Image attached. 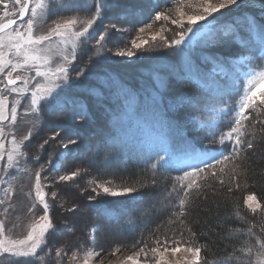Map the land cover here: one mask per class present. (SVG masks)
<instances>
[{
	"label": "snow or ice",
	"instance_id": "snow-or-ice-1",
	"mask_svg": "<svg viewBox=\"0 0 264 264\" xmlns=\"http://www.w3.org/2000/svg\"><path fill=\"white\" fill-rule=\"evenodd\" d=\"M117 3L118 0H0V161H5L0 169L3 173L0 175V185H6L0 205L6 203L5 198L11 200L14 192L13 182L19 179V174L31 173V169L26 166L28 153L25 149L30 146L33 129L37 128L36 121H39L42 112L50 115L55 113L70 121L80 120L86 123L89 112L86 105L80 102V93L76 91L82 87L87 89V96L96 98H101L105 89L111 91L117 88L118 99L124 101L122 113H112L111 132L104 136L102 149L98 145L93 153L92 146L84 140L75 125L71 130L61 129L57 125L58 130L53 131L52 135L39 145V149L43 151L50 140L57 141L59 138L61 149L49 155L47 161L41 163L34 173L35 199L42 207L43 214L36 215L33 211L36 204L28 209L33 218L27 225L23 238H13L9 234L12 229H6L5 219H0V264H49V261L62 264L66 258L69 259V264H72L77 260L75 251L68 258L63 248L57 249L54 256L52 250L48 249V237L55 233L57 228L50 216V203L45 191L49 182L52 185L75 182L77 177L87 172V168L76 164V157L93 153L90 159L94 163L103 150L105 166L120 155L138 156L144 159L153 176L172 171L182 173L172 178L173 183L169 191V196L179 198V210L173 213L177 219L185 215V206L189 203L192 191H199L204 186L202 182L207 181L209 177H222L229 165L232 166L233 175L227 191L233 190V182L239 187L238 165L235 161L245 147L253 148L252 140L246 139L245 122L251 112L264 111V20H257L243 9L259 7L261 13H264V0H175V18L169 15L170 9L158 10L159 0H145L140 6L133 5L122 12V18L128 19L142 16L146 10L148 13H154V22L166 21L175 25L171 38L160 37L163 47L172 49L173 54L183 63V76H180V73L170 75L179 77L182 82L196 85V91L192 94L171 91L174 99H167L166 102V94L170 92L169 81L161 76V70H155L156 84L145 104V111L150 115L152 123L148 129L143 130L142 135L136 137L125 131V117L128 109L132 107L131 94L123 91L122 86L107 74H101L105 76L103 81H90L93 72L89 66L99 67L110 55L132 58L137 51L154 50L144 48L149 41L142 35L145 28L152 27L151 23H145L143 27L138 28L137 37L131 40L130 48H120L113 53L112 49L107 47V41L112 38L113 31H128L115 23L104 24L108 13ZM79 11L89 14L83 17L63 15L64 12ZM222 17L231 18L222 20ZM49 21L50 26L46 31H42ZM100 28H103L102 32L99 31ZM157 35L159 33L151 36L153 42L156 41ZM209 37H214L213 44H238L239 50L226 56L201 57L203 63L211 64L210 70L205 71L192 58V53L198 47L210 46ZM54 39H58L63 45L58 52L59 62L55 65L52 57L45 55L46 52H51V48L45 46L50 45ZM93 40L95 44L89 48L88 45ZM82 51H90L92 55L88 65L77 69L75 62ZM31 71L35 72L34 76L26 74ZM37 77L40 79L37 80ZM12 94H15V97L9 107V95ZM21 97L28 101L23 116L33 117V120L26 121L31 124L27 133L17 137L15 126ZM235 97L238 99L234 100ZM184 106L200 114H211L210 120H201L198 115L188 113L185 121L203 131L209 144L220 147H198L197 143L182 134L180 140H172L169 133L173 122L168 113ZM225 123L228 125L226 131L223 130ZM61 130L65 133L63 136ZM7 144L11 145L10 149L6 148ZM229 146L231 151L226 152L224 149ZM81 147L85 149L83 153L79 151ZM69 158L73 165L72 170L60 174L65 160ZM21 159H24L25 166H21ZM39 160L40 156H35L34 162ZM9 169H15L18 175L10 176ZM48 169L55 175L51 178L45 175L42 180L41 173ZM6 176H10V179H5ZM220 183L224 184L223 179H220ZM89 184L90 191L85 188L83 192L87 193L89 202L97 201V205L90 206L104 215H110L107 208L98 206L105 202L104 198L125 197L135 201L137 197L130 194L137 193L138 198L142 200L144 194L140 189L149 187L143 178L138 179L133 186L119 188L112 187L110 180L102 183L91 180ZM156 184L157 181L152 179L151 185ZM57 195L56 191H52V200H55ZM255 199L254 195H249L244 203L253 214L264 212V206L259 203L253 206L249 203ZM77 208L78 205L74 204L68 211L75 212ZM3 211L7 213V207ZM236 215L240 216L239 211ZM180 222L183 223L182 220ZM15 227L17 225L14 224L13 228ZM64 228L69 232L73 230L72 226L67 224ZM96 231V228L91 229L93 241ZM246 231L249 236L254 235L252 228ZM261 231H264V228ZM192 236H195V233H192ZM138 243L143 246L129 255L122 264H127L128 261H131V264H170L165 258V253L171 250L175 255L181 251L180 241H173L159 234H156L153 240L156 246H150L147 241ZM173 244L176 246H172ZM183 251L189 253L190 258L185 256L175 264H201V247L189 245L183 248ZM240 251L243 257L229 255L224 258L223 264L244 258H247L248 264H264V239L257 237L254 245L245 241ZM101 254V251L87 250L83 264H90L92 259L101 257Z\"/></svg>",
	"mask_w": 264,
	"mask_h": 264
},
{
	"label": "rangeland",
	"instance_id": "rangeland-1",
	"mask_svg": "<svg viewBox=\"0 0 264 264\" xmlns=\"http://www.w3.org/2000/svg\"><path fill=\"white\" fill-rule=\"evenodd\" d=\"M90 2V0H89ZM145 0H118L117 6L114 7L109 13H108V19L104 21L105 25L115 23L118 27L128 29L126 32L118 33L113 31L112 38L107 41V47L112 49V52L114 53L120 48L131 47V40L133 38L137 37L138 34V28L143 27L145 23H151V28H145V32L142 34L144 39H147L149 43L147 45H144V48H152L154 50L152 51H137L136 55L132 58L127 57H117L115 55H110V58L107 60H103L100 63L99 67H96L95 65H90L89 67L92 69L93 75L90 77V81L96 83L97 81H103L105 79L104 75L101 74H107L108 77H110L113 81H116L118 85H121L123 88V91L129 92L132 96V107L128 109V114L125 117L126 126L125 131L129 133V135L136 137L140 136L143 133V130L148 129L151 126V117L147 114L144 115V117H139L135 112L138 110L137 106V96L136 94L128 89V86L123 81L119 80L121 78L126 77H137L142 76L139 80V83H142V95H138V103L139 107L143 110L145 109L146 101L148 100L149 93L152 92L153 87L150 84V79L152 81L155 77V70H161L160 74L162 77L166 78L167 80L172 76L170 73H180V76H183V63L182 61L176 57L173 54L172 49H168L163 47L162 41L160 39L161 36H165L168 38H171L173 35V30H175V25H171L170 22L166 21H159L154 22V13H148L146 10L144 11V14L142 16H134L129 17L128 19L122 18V12L125 11L127 8L136 5L140 6L143 4ZM174 2L175 0H159V9L158 10H171L169 12V15H171L173 18L176 17V13L174 10ZM244 12L248 13L250 16H255L256 18H259L260 16L257 14V11L261 10L259 7H250L243 9ZM89 13L85 11H79V12H64L63 15L71 16V15H80V16H86ZM148 15V16H147ZM235 15V13L233 14ZM152 18H149V17ZM231 17H222V20L230 19ZM263 20V19H262ZM139 21V22H137ZM19 23V22H18ZM50 26V21L48 25H45L42 31H46L47 27ZM164 29H171L168 31H165ZM100 32L103 31V28L99 29ZM157 35V39L155 42L151 40V36ZM242 35H245L242 33ZM98 38V35H97ZM209 45L208 47H198L196 50L192 53V58L196 61V63L205 71L210 70L211 64L203 63L201 60V57L203 56H226L229 55L235 51L239 50V45L235 43H227V44H213L212 41L214 40V37H209ZM95 44V41L93 40L88 47L91 48ZM45 47L51 48V52H46L45 55H50L53 59V65L55 63L59 62V55L58 52L60 48L63 47V45L60 44V41L58 39H54L50 45H46ZM92 55V52L90 51H82L81 54L78 56L77 61L75 62V66L77 69L84 68L86 65H88L89 57ZM171 62V64H170ZM257 63H260L257 61ZM171 65H174L175 67H172ZM29 76H34L35 72L31 71L26 73ZM75 75V73H73ZM37 80L40 78L37 77ZM35 81H33L34 83ZM156 82V81H155ZM20 82H18L19 84ZM82 89H76L77 92L81 91ZM176 93H182V94H192L196 91V85L195 83H180L177 85ZM106 93L109 95L110 91L105 89ZM117 91L119 89L113 88L111 90L112 94L109 96H115ZM15 97V94L9 95V107H11V104L13 102V99ZM21 99V107L18 108V119L17 124L15 126V132L17 137H20L22 135H25L27 133V130L29 127H31L30 123H27L26 121H32L33 117H24V109L27 106L28 101L24 98ZM167 99H174L173 96L166 97ZM238 99V97L233 98ZM82 103V102H81ZM124 101L121 99V102L118 103L120 107H123ZM117 105V107H118ZM113 111V108L111 109ZM191 113L193 115H198L201 120L211 119V114L208 112H205L203 114L194 112L191 108L184 106L181 108H178L175 112L168 113L169 119L171 118L173 123V128L171 132L169 133L170 137L173 141L180 140L181 134L185 137H187L189 140H193L195 143H197L198 147L203 148H218L219 145H211L207 142V139L205 138V134L203 131H201L198 127H194L192 124L186 123L185 116L186 114ZM50 117V124H47L49 122ZM63 118H66L61 115H57L55 113L48 114L47 112H42L39 121H36L37 128L33 129V137L30 141L29 148L25 149V151L28 153V160H27V167L31 169L30 174H19V179L17 181H14V192L12 195L11 200H6V203L4 205H0V219H5L6 222V229H12L10 235L13 236V238H23V235L26 234L27 225L32 220V215L29 213L28 209L33 205L36 204V208L33 210L36 215H42V207L39 205V203L35 199V192L33 189L34 184V173L35 170L39 168L41 163H45L49 157V155L54 154L61 149L59 148V143L57 141H49L48 145H45V148L43 151L39 149V145L43 143L45 139H48L53 131L56 129H52L51 125L57 121L61 120ZM260 119H264V117H260ZM107 120V119H106ZM227 120V118H225ZM54 121V122H53ZM112 119L110 121L105 122L106 127V133L109 134L111 132V124ZM261 123V122H260ZM262 126H264V123H261ZM227 126V127H226ZM224 130L226 131L228 128V125L226 124ZM48 132H46V130ZM51 129V130H50ZM10 139V137H9ZM98 139L96 140V142ZM94 147H97L94 146ZM7 149L11 148L10 144L6 145ZM259 150H264L261 148H258ZM39 155L40 160L39 162H34L35 156ZM122 156V155H121ZM124 157V155H123ZM104 158V154L101 157ZM69 160H65L64 167L61 168L60 174H63L65 171H70L73 168V165L70 163ZM6 160V157H5ZM53 160H55V156L53 155ZM5 161H0V169L3 168V164ZM21 166H25L24 159H21L20 161ZM76 164L81 165L85 167L81 163ZM87 168V167H85ZM10 176H17V172L15 169H9ZM3 173L0 172V175ZM226 174L228 178H232V173H228L226 171ZM239 174V173H238ZM45 175H48L50 178L51 176H54L55 173L51 172V169L46 170L45 172L41 173L42 180ZM10 176L4 177L5 179H10ZM227 176L219 177V178H208V181H206L203 185L205 188L207 187L208 191L205 195H215L217 192L215 190L220 189L223 185H227L228 178ZM220 179H223L224 184L221 185ZM96 180L98 182H104L108 181L110 179H106L102 176H100L98 173L94 172L89 167L87 168V172L83 173L80 177H77L75 182H68V183H61L59 185H52L49 182V186L45 188V191L48 193V196L46 197L49 200L50 203V216L52 217L53 223L56 225L57 231L55 233H52L48 237V249L52 250L53 256L55 254V251L59 248H63L67 252L68 258L72 256V253L75 251L77 253V260L72 262V264H83V261L85 259V253L89 249H94L95 251H101V257H95L90 261V264H122L126 260V258L129 255H132L135 251L130 250H102L99 247H97V233H94V241L92 240V233L91 229L94 228V225H90V213L89 208L86 207L85 201L87 200V193H84L83 190L85 188L89 189L91 188V185L89 184V181ZM112 181V187L119 188L124 186H129L127 182L123 180H110ZM214 181V183H212ZM241 182V179L239 178L238 183ZM233 184V183H232ZM6 187V185H0V198L3 197V188ZM232 188H235L232 186ZM213 189V190H212ZM56 191L57 192V198L55 200H52L51 198V192ZM133 195L130 194V196ZM249 195H254L253 193H246L244 197L245 199ZM255 196V195H254ZM256 198V196H255ZM133 201V200H132ZM156 202L155 200H150L148 203ZM250 204L255 206L257 203L260 204L258 199L249 201ZM78 205V208L75 212L68 211L69 208H71L73 205ZM9 205H11L9 207ZM245 205V203H244ZM247 207V205H245ZM7 207L8 211L7 213H4V208ZM248 208V207H247ZM249 209V208H248ZM17 225V227L13 228V225ZM72 226L73 230L71 232L67 231L64 226L65 225ZM105 242H109L105 238H103ZM111 239V238H109ZM176 246V245H172ZM181 251L175 253L171 252L169 250L167 253H165V258L170 262V264H175L177 260H183L185 256H188L190 258V254L183 251V248L188 247L187 244H180ZM194 246V245H191ZM196 247V246H194ZM47 250V249H46ZM163 249L161 248V251ZM138 251V250H137ZM151 255V254H150ZM255 256V252L253 254V258ZM143 261V257L140 258ZM49 264H53L52 261H49ZM62 264H69V259H65ZM127 264H131V261H128Z\"/></svg>",
	"mask_w": 264,
	"mask_h": 264
},
{
	"label": "trees",
	"instance_id": "trees-1",
	"mask_svg": "<svg viewBox=\"0 0 264 264\" xmlns=\"http://www.w3.org/2000/svg\"><path fill=\"white\" fill-rule=\"evenodd\" d=\"M257 14L261 16L256 18L257 20L264 18V13L257 11ZM141 77H126L119 80L126 83L128 89L139 98L138 95H142V83H139V80L143 78ZM149 81L151 87H155L156 82L152 79ZM168 81L170 92L166 94V97H171V91H177V85L182 81L175 75H172ZM81 89L78 92L80 93V102L86 105L89 112L87 122L70 121L63 118L60 121H53L51 128L58 130L57 125H59L61 129L71 130L75 125L84 140L92 146L94 153L96 150L94 146L99 145L101 149L103 148V139L107 135L105 122L113 120V112L122 113L123 107L118 105L121 99H118L117 94L109 96L112 94L111 91L108 95L104 90V95L101 98H96L87 96L86 88L82 87ZM135 113L139 117H144L147 111L138 106ZM260 117H264V111L251 112L249 119L245 122L246 139L252 140L253 148L245 147L235 161V164L238 165L237 173L241 179L239 187L237 188L233 182L232 186L235 188H232L231 192L227 191L231 180L226 174V171L231 173L232 166L229 165L223 175L228 178L227 185L225 184L220 189L215 190L217 192L215 197L211 195L213 193L210 196L205 195L209 192L205 186L199 191L193 190L189 203L185 206V215L179 219L173 215L179 210V198L174 195L169 196V191L173 183L172 178L182 173L172 171L157 173L153 176L144 159L138 156L123 157L120 155L117 159L112 160L108 166H105L101 158L104 154L103 150L100 151L99 158L94 163L90 159L93 153L76 157L77 163L89 167L106 179L123 180L128 185L131 184L129 186H133L138 179L143 178L149 184V187L140 189V192L144 194L142 200L138 198L137 193L131 195L137 197L135 201L125 197L104 198L105 202L98 206L107 208L110 215L97 212L90 206L97 205V201H85L91 218L88 226L94 225V228L97 229V247L106 251L115 249L137 251L139 247L143 246L142 243H138L141 241H147L150 246H156L153 240L155 235L159 234L171 238L173 241H180L181 244L201 247V264H223L224 258L229 255L243 257L240 249L245 241L254 245L257 237L264 239V231H261L264 228V212L258 211L253 214L244 205L246 193H253L260 205L264 206V150L258 151V148L264 149V126L260 123L264 119H260ZM170 120L172 121L171 118ZM50 122L49 117L47 124ZM225 126L226 123L223 125V130ZM64 134V131L61 130V135ZM224 150L226 152L231 151V146ZM79 151L83 153L84 147H81ZM211 178L213 179V177ZM152 179L157 181L156 185H151ZM150 200L156 202L150 204L148 203ZM237 211H239L240 216L236 215ZM181 220L183 223L180 222ZM248 228H252L254 235H248L246 231ZM236 229L241 231H235ZM192 233H195V236H192ZM103 238L109 242H105ZM254 252L255 249L253 254ZM230 264H248V260L247 258L233 259Z\"/></svg>",
	"mask_w": 264,
	"mask_h": 264
},
{
	"label": "water",
	"instance_id": "water-1",
	"mask_svg": "<svg viewBox=\"0 0 264 264\" xmlns=\"http://www.w3.org/2000/svg\"><path fill=\"white\" fill-rule=\"evenodd\" d=\"M18 22H19V20H18Z\"/></svg>",
	"mask_w": 264,
	"mask_h": 264
}]
</instances>
